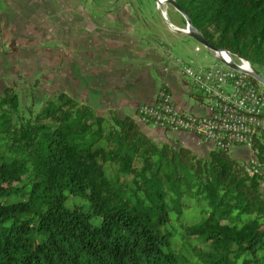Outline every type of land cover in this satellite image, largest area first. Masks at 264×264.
I'll return each mask as SVG.
<instances>
[{"label":"trees","instance_id":"trees-1","mask_svg":"<svg viewBox=\"0 0 264 264\" xmlns=\"http://www.w3.org/2000/svg\"><path fill=\"white\" fill-rule=\"evenodd\" d=\"M176 1L209 44L264 75V0ZM252 151L256 174L66 92L35 109L6 86L0 264H264V129Z\"/></svg>","mask_w":264,"mask_h":264},{"label":"crops","instance_id":"crops-1","mask_svg":"<svg viewBox=\"0 0 264 264\" xmlns=\"http://www.w3.org/2000/svg\"><path fill=\"white\" fill-rule=\"evenodd\" d=\"M0 21L19 23L21 32L15 40L8 36L7 45L16 47L20 63L27 66L25 56L32 55L34 75L47 72V92L41 81L38 94L66 92L101 116L132 118L157 143H177L200 156L213 150L189 131H164L137 118L138 106L154 102L164 83L180 109L209 115L206 98L174 58L194 67L218 60L182 32V17L172 21L167 10L144 0H0Z\"/></svg>","mask_w":264,"mask_h":264},{"label":"built area","instance_id":"built-area-1","mask_svg":"<svg viewBox=\"0 0 264 264\" xmlns=\"http://www.w3.org/2000/svg\"><path fill=\"white\" fill-rule=\"evenodd\" d=\"M225 54L222 52L223 57ZM227 56L224 59L231 61V56ZM232 57L241 68L250 70L248 61L233 54ZM174 60L182 74L192 80L206 98L209 115L199 116L180 109L169 85L164 83L154 102L138 106V121L164 131H189L200 143L211 145L213 149L242 146L252 150L256 136L264 129V89L256 87L247 72L235 70L220 61L194 67L183 58L175 57ZM259 166L253 158L246 169L256 174Z\"/></svg>","mask_w":264,"mask_h":264},{"label":"rangeland","instance_id":"rangeland-1","mask_svg":"<svg viewBox=\"0 0 264 264\" xmlns=\"http://www.w3.org/2000/svg\"><path fill=\"white\" fill-rule=\"evenodd\" d=\"M144 1L156 2L155 0ZM162 7L168 11L170 20L175 21L176 16H179V18L182 17L180 12L176 13L177 11H175V7L172 5H164ZM20 25L22 26L23 24ZM184 29H186V26ZM20 32L21 30L19 29V23L12 22L10 24H4L0 21V92H2L6 86H15L16 90L21 96V103L23 107H27L33 102L35 109H39L41 105L50 97L48 93H37V90L39 92L38 86L41 81L44 82V86L41 87V91L47 89V72H41L40 74L34 75V72L31 71L32 66L29 65L31 64L30 62H32V55L25 56L29 63L27 66H25L20 63V56L17 55L16 47L13 44H11L12 46L7 45V43L10 41L9 38L15 40L18 36L17 33ZM29 32L32 31L29 30ZM8 36L11 37L8 38ZM195 44H198L202 51H206L204 45L197 41ZM236 61L239 62L237 58ZM35 82L36 84L34 87H32ZM259 88L263 90L264 86L261 85ZM228 153L231 157L241 161L244 164H247L248 162L250 163L251 159L254 157L252 150L247 148L245 149V147L240 146L230 148ZM262 190L264 191V183L262 184Z\"/></svg>","mask_w":264,"mask_h":264},{"label":"water","instance_id":"water-1","mask_svg":"<svg viewBox=\"0 0 264 264\" xmlns=\"http://www.w3.org/2000/svg\"><path fill=\"white\" fill-rule=\"evenodd\" d=\"M157 7L159 9H162L164 5H172L175 7V9L182 14L186 21V29H182V32L187 34L188 36L194 38L197 42L204 45L209 50L213 51L215 53L216 59L222 63L227 64L229 67L241 71V72H247L253 79L257 80L262 86H264V75L256 70L251 64H250V70H244L241 68L238 64H236L233 60L232 53L226 50H221L207 42V40L204 38V36L201 34V32L193 25L190 17L187 15V13L180 7L178 2L176 0H155ZM222 52H226L231 56V61L227 62L224 57L222 56Z\"/></svg>","mask_w":264,"mask_h":264},{"label":"bare ground","instance_id":"bare-ground-1","mask_svg":"<svg viewBox=\"0 0 264 264\" xmlns=\"http://www.w3.org/2000/svg\"><path fill=\"white\" fill-rule=\"evenodd\" d=\"M224 57L227 58L228 57L227 54H225Z\"/></svg>","mask_w":264,"mask_h":264}]
</instances>
